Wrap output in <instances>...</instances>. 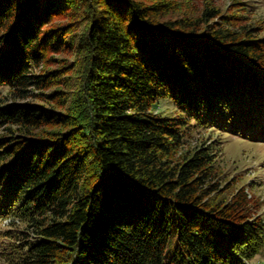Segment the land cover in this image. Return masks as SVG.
<instances>
[{
  "label": "trees",
  "instance_id": "16d2710c",
  "mask_svg": "<svg viewBox=\"0 0 264 264\" xmlns=\"http://www.w3.org/2000/svg\"><path fill=\"white\" fill-rule=\"evenodd\" d=\"M61 3L0 0V88L17 100L54 77L32 70L63 48L59 31L44 30ZM100 3L87 35L91 86L81 139L72 144L73 128L30 140L31 130L69 119L0 107V127L27 136L0 140L25 147L0 151V216L15 202L26 205L32 233L16 264H61L67 252L68 264H254L263 241L243 215L247 196L209 202L217 191L209 152L170 165L186 120L150 109L166 95L190 120L264 143V40L254 28L214 21L209 9L189 19L171 17L167 2Z\"/></svg>",
  "mask_w": 264,
  "mask_h": 264
},
{
  "label": "rangeland",
  "instance_id": "374dc122",
  "mask_svg": "<svg viewBox=\"0 0 264 264\" xmlns=\"http://www.w3.org/2000/svg\"><path fill=\"white\" fill-rule=\"evenodd\" d=\"M142 4L167 2L172 8L170 16L189 19L200 18L205 9L220 18L228 19L234 31L242 27L256 29L258 39L264 40V0H136ZM63 7L58 15L44 26V30L59 31L63 48L48 51L43 62L32 70L34 75H54L49 86L44 89L30 88L28 98L17 100L9 87L0 88V107H37L66 116L68 124L46 125L31 130L28 139H49L54 135H66L73 128L74 144L85 132L88 115L90 83V56L87 51V35L92 17L102 8L100 0H62ZM60 7V8H61ZM168 17V16H166ZM238 29V30H236ZM264 87V82L262 83ZM262 87V88H263ZM264 89V88H263ZM242 92H246L243 88ZM264 92V91H263ZM55 94L57 95L54 98ZM150 112L166 118L186 120L181 127V144L166 158L170 165L178 166L189 159L200 148L207 150L211 157L208 167L211 183L217 189L210 195L213 205L227 203L236 193H243L249 200V208L243 215L259 232L263 248L253 259L254 264H264V143L252 142L218 130L212 125L193 121L176 107L174 101L163 95L151 105ZM76 124V125H75ZM82 133V134H83ZM27 137L13 126L0 127V140ZM24 140V138L22 139ZM6 147L13 150L19 145L13 142L0 144V151ZM4 162H0V168ZM26 205L14 203L9 214L0 216V264H16L23 252L24 241L31 239L28 229L29 214ZM72 255L61 253L57 261L68 264Z\"/></svg>",
  "mask_w": 264,
  "mask_h": 264
}]
</instances>
